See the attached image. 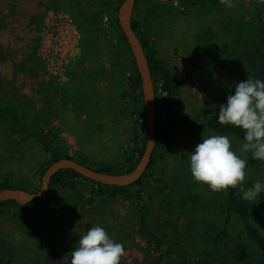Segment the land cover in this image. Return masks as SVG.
Returning <instances> with one entry per match:
<instances>
[{
    "label": "rangeland",
    "instance_id": "rangeland-1",
    "mask_svg": "<svg viewBox=\"0 0 264 264\" xmlns=\"http://www.w3.org/2000/svg\"><path fill=\"white\" fill-rule=\"evenodd\" d=\"M232 5L184 13L168 0H145L139 7L136 17L161 58L185 80L179 111L187 118L207 115L217 120L219 105L234 95L237 82L249 77L264 80V34L254 22L250 6ZM261 9L264 14V0ZM97 11L100 0H0V96L8 102L35 105L72 157L99 166H120L135 151L130 140L133 124L121 97L125 83L120 72H129L134 65L126 48L111 46L108 22L95 20ZM79 12L94 20L85 43L74 17ZM61 13L72 19L79 36L74 57L55 74L41 50L42 31L49 17ZM214 134L228 135L237 154L246 157L245 187L255 181L264 183V162L257 160L251 166L247 153L239 152V139L207 129L198 132L201 138ZM196 145L181 142L159 150L161 182L148 187L152 222L165 233L173 253L185 255L188 264H224L206 245L208 233L222 220V197L193 181L188 153ZM45 159L37 141L20 143L0 124V176L11 174L18 184L37 190ZM92 190L91 183L81 181L77 189L57 192L55 199H49L41 221L60 244H78L79 235L101 226L124 245L122 263L170 264L166 259L157 260L137 227L131 205L100 196L90 202ZM252 202L264 209V191ZM231 233L224 255L235 250L239 259L234 264H264V252L252 251L236 216L231 220ZM0 253L13 264H50L51 260L48 250L10 210L0 211Z\"/></svg>",
    "mask_w": 264,
    "mask_h": 264
},
{
    "label": "trees",
    "instance_id": "trees-1",
    "mask_svg": "<svg viewBox=\"0 0 264 264\" xmlns=\"http://www.w3.org/2000/svg\"><path fill=\"white\" fill-rule=\"evenodd\" d=\"M123 2L124 0H100V11H97L95 15V20L97 19L99 23H102L105 19L107 20L108 38L111 46L118 47L120 45L119 47L126 48L134 65V68L129 72H124L123 69L120 72L121 75L123 74L121 80L125 83L121 97L124 98L127 116L133 124L130 140L135 146V151L122 165L99 166L89 163L85 158L72 157L58 133L51 128L50 122L36 110L35 105L29 101L8 102L0 96V124L5 125L11 136H17L20 143L28 140L37 141L46 154V159L40 170V186L41 178L48 167L61 159H73L100 173L119 175L132 172L144 152L146 133L141 80L130 46L123 35L118 19V11ZM144 2L145 0H138L136 4L132 26L147 55L154 82L157 110V146L151 165L143 178L131 187H119L96 183L72 170H65L57 173L52 178L50 191L46 198L27 205H20L15 201L0 203V211L10 210L15 212L27 230L48 250L51 256L50 264H64L70 258L67 255L75 249L77 244L69 243L66 246L60 244L49 228L42 223L41 215L49 206V199H55L57 192L68 193L73 191L78 188L81 181L89 182L93 186L90 202H93L95 196H100L109 200L124 201L132 206L135 210L137 227L145 235L158 261L166 259L170 264H188V258L185 255L173 253V250L167 245L165 233L152 222L153 202L148 187L151 184L161 182L157 173L159 150L165 145H176L181 142L199 144L202 138L198 135V132L203 129L230 134L243 142L244 133L241 129L219 125L217 120L207 115L190 119L180 114V90L183 88L185 80L168 68L155 44L146 33L143 23L137 19L139 7ZM168 2L179 13L198 8L213 11L227 6L221 4L220 0H168ZM231 3L250 6L253 9L254 22L264 34V14L261 9L263 0H231ZM74 17L82 32V41L85 43L90 32L89 25H93L94 20L89 19L83 12L75 14ZM117 65L122 66V63L119 62ZM247 158L248 163L255 166L257 160H253L250 153H247ZM39 188L35 190L18 184L14 180V176L8 173L0 176V191L4 189H22L28 192H37ZM220 194L222 197L220 207L222 220L208 233L206 238L207 247L221 257L224 264H234L239 259V254L235 250H232L231 254H223L224 248L231 242V220L233 216H236L242 226L245 240L251 246L252 251L264 252V209L252 201L243 200L239 189L230 188L227 192H220ZM0 264H13V262L7 255L0 253ZM121 264L127 263L121 262Z\"/></svg>",
    "mask_w": 264,
    "mask_h": 264
},
{
    "label": "clouds",
    "instance_id": "clouds-1",
    "mask_svg": "<svg viewBox=\"0 0 264 264\" xmlns=\"http://www.w3.org/2000/svg\"><path fill=\"white\" fill-rule=\"evenodd\" d=\"M220 3L233 6L231 0ZM234 87V95L219 105L217 123L241 129L244 136L239 152L250 153L253 160L264 162V80L249 77ZM188 159L193 181L214 193L239 189L243 200L253 201L264 191L260 181L245 187L247 159L233 149L228 135L203 137L188 153ZM79 236L77 246L67 255L71 257L70 264H121L126 255L124 245L110 238L101 226L90 227Z\"/></svg>",
    "mask_w": 264,
    "mask_h": 264
},
{
    "label": "water",
    "instance_id": "water-1",
    "mask_svg": "<svg viewBox=\"0 0 264 264\" xmlns=\"http://www.w3.org/2000/svg\"><path fill=\"white\" fill-rule=\"evenodd\" d=\"M137 2L138 0H124L118 11V19L123 35L130 46L136 69L140 76L141 92L143 95L146 145L134 170L119 175L105 174L82 165L73 159H61L48 167L41 178V186L37 192H28L22 189H4L0 191V203L15 201L20 205H27L46 198L50 191L52 178L57 173L65 170H72L96 183L119 187H131L143 178L151 165L157 146V110L156 94L149 61L141 41L132 26Z\"/></svg>",
    "mask_w": 264,
    "mask_h": 264
},
{
    "label": "built area",
    "instance_id": "built-area-1",
    "mask_svg": "<svg viewBox=\"0 0 264 264\" xmlns=\"http://www.w3.org/2000/svg\"><path fill=\"white\" fill-rule=\"evenodd\" d=\"M78 32L68 14H59L47 19L42 31V52L48 65L57 74L77 50Z\"/></svg>",
    "mask_w": 264,
    "mask_h": 264
}]
</instances>
